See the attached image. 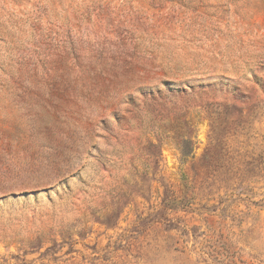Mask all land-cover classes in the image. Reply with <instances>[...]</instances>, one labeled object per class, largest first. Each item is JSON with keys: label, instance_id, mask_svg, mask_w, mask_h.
<instances>
[{"label": "rangeland", "instance_id": "374dc122", "mask_svg": "<svg viewBox=\"0 0 264 264\" xmlns=\"http://www.w3.org/2000/svg\"><path fill=\"white\" fill-rule=\"evenodd\" d=\"M0 264H264V0H0Z\"/></svg>", "mask_w": 264, "mask_h": 264}]
</instances>
